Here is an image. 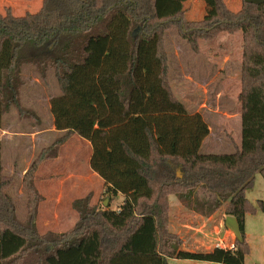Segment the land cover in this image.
<instances>
[{
    "label": "trees",
    "instance_id": "1",
    "mask_svg": "<svg viewBox=\"0 0 264 264\" xmlns=\"http://www.w3.org/2000/svg\"><path fill=\"white\" fill-rule=\"evenodd\" d=\"M213 2L215 12L198 20L182 9L163 15L158 0H42L35 13L0 10V125L11 106L20 118L40 123L20 100L21 69L29 64L44 80L53 70L60 94L51 99V112L64 132L24 176V222L7 191L13 178L4 173L0 141V264H170L169 258L245 264L246 214L261 205L247 191L257 173L264 177V3L242 0L234 10L228 0ZM170 28L195 53L201 40L242 33V143L234 152L200 151L210 128L172 88ZM73 135L91 143L90 165L105 181L110 203L93 204L89 193L73 202L79 218L69 231L41 234L35 174ZM119 194L124 199L112 208ZM171 195L203 216L222 208L235 216L241 230L235 248L182 249L169 228Z\"/></svg>",
    "mask_w": 264,
    "mask_h": 264
},
{
    "label": "rangeland",
    "instance_id": "2",
    "mask_svg": "<svg viewBox=\"0 0 264 264\" xmlns=\"http://www.w3.org/2000/svg\"><path fill=\"white\" fill-rule=\"evenodd\" d=\"M166 1L171 2L158 0L159 12L163 15L182 9L187 11L190 20H198L215 12L213 0H173L176 4L170 5ZM228 1L234 10L241 7L242 0ZM41 7L42 0H0V10L10 8L15 15L35 13ZM165 48L175 94L185 104L189 113H200L209 125L210 133L204 139L200 151L234 152L242 143V106L239 100L242 89V33L223 32L215 38L201 40L200 52L195 53L179 36L177 29L170 28L165 33ZM21 75L25 81L20 94L21 104L26 111L37 114L40 123L32 117L20 118L18 108L11 106L3 116L0 139L5 143L4 173L13 178L7 191L14 199L18 218L24 222L28 216V195L23 183L24 176L42 148L64 132H56L51 112V99L60 94L53 70L49 69L44 80L33 65L27 64L22 67ZM73 136L64 143L60 155L41 163L35 174L36 188L43 197L39 204L37 221L41 234L49 231H69L79 218L73 208V202L89 193H92L93 204L110 203L109 196L104 192V182L94 176L86 164L91 152L88 142L78 135ZM75 168L78 172L74 171ZM79 173L84 174V179L78 177ZM177 175H182L180 168L177 169ZM247 197L254 205H257L258 201H261V205H258L255 214H246L245 229L250 251L246 255L245 264H264V177L261 173L256 174L254 186L247 191ZM175 198L174 195L170 196V201ZM172 203V218L185 225L199 227L206 221L207 228L217 231L216 227H219V223L226 217L223 208L207 217L186 205L184 207L178 200ZM115 205V202L112 203V208H115ZM235 239L231 230L229 232L223 229L221 239L207 241L209 243L206 246L209 248L222 244L223 247H229L232 240L235 243ZM182 263L195 262L181 259L178 264Z\"/></svg>",
    "mask_w": 264,
    "mask_h": 264
},
{
    "label": "crops",
    "instance_id": "3",
    "mask_svg": "<svg viewBox=\"0 0 264 264\" xmlns=\"http://www.w3.org/2000/svg\"><path fill=\"white\" fill-rule=\"evenodd\" d=\"M50 106H51V104H50ZM53 119H54V117H53ZM54 128H55V130H56L57 133H60L61 132L60 130H57L55 126H54ZM72 137H74V136H72ZM0 141L2 142V162H3V166H4V171H5V146H4L5 143L1 139H0ZM86 142H88V146H89V148L91 150L90 156H89L86 164L90 168V171H92V173H93L94 176H98L99 178H101V176L91 168L90 159H91V155H92V152H93V148H92L91 143L89 141L86 140ZM64 146H65V144L61 146V149L59 151V155H60V153L62 151V148ZM45 161H48V160H45ZM76 170L78 172V169L77 168L74 169V171H76ZM83 175H80V173H79L78 177L81 178V179H84ZM101 179L104 182V186H105V181L103 180V178H101ZM174 196H176V195H174ZM123 199H124L123 194H119V196L114 201H112V203L115 202V204H116L115 206L117 207L119 204L122 203ZM175 200H178L184 206V204L182 203V201H180L177 196H176V198L173 201H170L169 228H170V230L172 232L177 233L182 238V240H183V244L181 246L182 249H184V250H190V251H211L215 247H223L222 244L215 245V246L209 247V248L206 245L212 239H216V238L221 239L222 230L223 229H226L227 231L230 232V229L225 225V220L224 221H221L219 223V227H216L217 231H213V230H210L209 228H207L208 226H207L206 221H204L203 224H201L199 227H196V226L194 227V226H191V225H188V224L185 225V224L180 223V221L176 222L175 219L172 218V212L174 211V207H173V204L174 203H172V202H174ZM92 203H93V200H92ZM225 216H227V215H225ZM208 217H211V216H208ZM206 219H208V218L206 217ZM225 219H226V217H225ZM220 228H221V230H220ZM247 238H248V234H247ZM207 241H209V242L207 243ZM233 242H234V240H232L231 243H233ZM223 248H227V247H223ZM176 262L178 264V262H181V259H179V258H169V263L170 264H173V263H176ZM194 262L195 263H193V264H198L199 262H204L205 264H218V263H211V262H206V261H195V260H194ZM182 264H189V263H182Z\"/></svg>",
    "mask_w": 264,
    "mask_h": 264
},
{
    "label": "water",
    "instance_id": "4",
    "mask_svg": "<svg viewBox=\"0 0 264 264\" xmlns=\"http://www.w3.org/2000/svg\"><path fill=\"white\" fill-rule=\"evenodd\" d=\"M247 3L261 4L264 0H245ZM107 205V203H105ZM225 225L235 234L236 238H241V230L238 220L235 216L228 215L225 219Z\"/></svg>",
    "mask_w": 264,
    "mask_h": 264
},
{
    "label": "built area",
    "instance_id": "5",
    "mask_svg": "<svg viewBox=\"0 0 264 264\" xmlns=\"http://www.w3.org/2000/svg\"><path fill=\"white\" fill-rule=\"evenodd\" d=\"M218 245H220V244H218ZM227 248L234 249L235 248V243L230 244V246L227 247Z\"/></svg>",
    "mask_w": 264,
    "mask_h": 264
}]
</instances>
